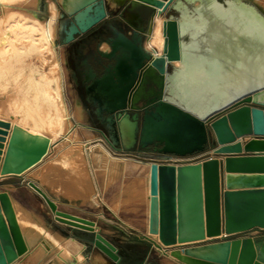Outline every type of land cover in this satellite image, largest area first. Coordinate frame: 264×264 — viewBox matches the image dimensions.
Masks as SVG:
<instances>
[{"label": "water", "instance_id": "obj_1", "mask_svg": "<svg viewBox=\"0 0 264 264\" xmlns=\"http://www.w3.org/2000/svg\"><path fill=\"white\" fill-rule=\"evenodd\" d=\"M107 4L120 8L123 26L111 25L116 16H110ZM125 12L131 20L122 16ZM145 12L146 26L141 20ZM156 13L166 18L161 55L145 47ZM59 18L62 45L97 24L104 29L109 20L108 49L96 46L84 55L78 73L85 100L113 147H129L137 140L140 147L155 145L161 154L183 156L203 152L213 142V156L201 161L151 163L148 235L132 240L146 250L155 243L176 247L171 256L181 262L180 256L186 255L196 264H264V238H231L264 229L261 11L249 0H115L114 5L110 0H73L68 9L61 7ZM122 119L133 124L129 145L121 135ZM8 130L10 123L0 120V155ZM48 145L46 137L13 126L0 157V174L22 176ZM28 184L43 197L55 220L90 233L94 246L115 264H126L93 221L59 211L45 191L33 181ZM151 234H157L160 244ZM25 251L8 193L2 190L0 264ZM130 264L148 263L144 258Z\"/></svg>", "mask_w": 264, "mask_h": 264}, {"label": "rangeland", "instance_id": "obj_2", "mask_svg": "<svg viewBox=\"0 0 264 264\" xmlns=\"http://www.w3.org/2000/svg\"><path fill=\"white\" fill-rule=\"evenodd\" d=\"M39 0H36L38 2ZM252 1V0H251ZM6 4L0 5V20L8 19L6 21H2L0 23V32L3 31L5 25L11 26V30L23 31L21 27H15L12 25L15 21H19L20 23L26 22L29 19L27 16L35 15L45 20L49 18V13L47 10V2L48 0H43L44 9L41 10L39 8L38 3H33V0H4ZM57 6V15L54 21V36L53 42L55 44L58 60H59V80H57L60 85V94L63 98L66 107H67V115L70 119V124L64 130H61L60 133L54 134V136L49 140V145L47 148V152L42 156V158L33 166L22 172L21 175H25L31 179L26 180L22 187H15L13 180H7L5 177L0 174V189L2 187H6L5 189L8 193L11 206L14 211V216L16 222L21 225L23 220L29 221L33 224H38L44 227L46 230L43 235L39 238V242H42L44 245L48 243V240L51 242L59 241V239H66L65 237L59 235L66 234H74L77 235L79 239L74 238L80 244L83 245V249L86 250L88 254H96L97 247L92 243V235L84 232V230H73L67 224L61 223L53 218V213L51 212L49 206L43 199V197L33 189L28 181H33L39 188L42 189V185L48 187L50 189V193H47L49 198L56 204L55 200L52 196H78V199L81 201L79 206L72 207L71 210H76L77 212H81L91 218H93L94 227L98 230L106 239L112 242L116 248L118 249L119 254H122V261H133L134 253H135V242L132 239H127L123 233H120L115 228L114 224H110L106 221H101V214L103 210V214L105 215L107 212L102 209L101 202L107 201V198H103V193L106 189L105 183L103 182L105 177L102 170H98L95 167L94 163H91L89 169H87L86 177L82 174H79L80 184L76 183L72 178H70L72 170L77 171L76 167L70 165L69 161H67L64 157V153L69 149L70 141L63 139L62 134L66 133L71 135V140H79L83 142H89L88 145L101 142L107 149V134L104 127L96 121L90 113H88V108L84 106V101L80 97L78 89L74 86L73 79L71 77L72 71V60H71V46H69L66 50L64 47L59 45V34L58 28L61 22V18H59V12H61V5L58 0H54ZM254 3L258 6L259 9L264 10V5L258 1H254ZM263 5V6H262ZM107 10L110 16H116L120 11V8L113 7L111 4H107ZM171 13V11L169 12ZM145 17L148 18V13H143ZM26 16V17H25ZM165 17V14H163ZM154 23V22H153ZM40 31L35 30L34 34H38ZM148 36V35H147ZM146 41V40H145ZM16 46H23L22 43H18ZM146 47V46H145ZM26 60H31L36 62L37 59L34 56L25 57ZM40 70L35 72V77L41 78V72L46 71V73H50L48 67L45 64H40ZM53 84V82H52ZM62 86V88H61ZM79 102L80 104V114L76 115L74 111V103ZM132 112H129L131 114ZM4 116V113H2ZM53 145L55 148L50 152V149ZM213 145V142L210 141L209 147L205 150L209 151ZM109 151V150H108ZM118 152L120 153V158H123L124 167H137V161L144 160L147 161V158H159V155H163L159 153L156 149L155 145H149L147 147H140L138 145L137 140L129 147H121L118 148ZM213 152V149H211ZM86 154L85 150L83 151ZM110 153V152H109ZM111 154V153H110ZM189 154V155H194ZM118 155V154H112ZM83 156V155H81ZM80 156V157H81ZM200 161V160H199ZM153 162V161H152ZM149 164V181H148V189L146 191L148 197V205H150V165ZM162 163V162H158ZM172 164V163H169ZM95 172H94V171ZM104 183V184H103ZM9 184V185H7ZM105 186V187H104ZM71 188H73L71 191ZM43 190V189H42ZM2 191V190H1ZM44 191V190H43ZM92 193V194H91ZM95 193V195H94ZM89 195H93L95 202H89ZM65 200V201H64ZM60 201L62 203L61 207H67L66 200L64 199ZM96 203V204H95ZM111 209L113 211L118 212V205L109 203ZM56 207L59 211H61L57 204ZM66 213V212H65ZM4 215V214H3ZM99 215V218H97ZM79 217V216H78ZM89 220V219H88ZM92 221V220H90ZM31 223L28 224V228H32ZM148 223H149V206H148ZM20 228V226H19ZM83 231V232H82ZM148 232V229H147ZM248 233H252L247 231ZM22 237H26L27 233L22 232ZM241 235V234H238ZM158 243L157 234H151ZM24 240V239H23ZM56 243V242H55ZM156 244V243H155ZM160 244V243H159ZM81 247V246H80ZM144 248V247H143ZM172 248H165L162 251L164 255H168V252ZM149 252V251H148ZM148 260L151 262H155L157 259V255L152 251L147 253ZM172 257V256H171ZM45 258H51L50 254H44L41 251H36L33 249L31 252L27 253L21 260L19 264H44ZM85 257L81 255L77 264H84ZM56 260H52L49 264H58Z\"/></svg>", "mask_w": 264, "mask_h": 264}, {"label": "bare ground", "instance_id": "obj_3", "mask_svg": "<svg viewBox=\"0 0 264 264\" xmlns=\"http://www.w3.org/2000/svg\"><path fill=\"white\" fill-rule=\"evenodd\" d=\"M58 1L61 7L68 9L69 4L73 0ZM110 1L114 5L115 0ZM249 1L258 8L254 3L255 0ZM256 1L264 5V0ZM33 3L37 4L38 2L33 0ZM3 4H6L4 0H0V5ZM195 4H198V1H195ZM47 10L49 18L45 20L31 15L27 16L29 20L26 22L20 23L19 21H15L12 23L15 27L23 28V31L11 30L10 25L2 27L3 31L0 32V120L9 122L10 130L13 126H17L31 135L50 139L54 134L64 130L70 124V119L66 113V104L60 94V85L57 82L61 71L53 42L54 21L57 15V6L54 0H48ZM259 10L264 15V10ZM6 20L8 19H2V21ZM2 21L0 20V23ZM164 21H166V18L163 14L156 13L153 17L154 23H152L147 34L145 46L149 50L155 49L153 51L154 55H161L163 51L165 41L163 34ZM35 30H39L40 32L34 34ZM18 43H22L23 46H16ZM27 56H34L36 59H39L41 65L45 64L50 73L42 71L41 78L35 77V72H38L40 69L34 61L26 60L25 57ZM173 64L178 66L179 61L175 60ZM7 93L11 95L5 101L3 97ZM5 107L10 113L9 120H5L4 116H2L3 108ZM80 110L79 102H75L74 111L77 116H79ZM1 116L3 119H1ZM120 129L124 143L126 145L131 144L133 139L132 122L128 119H122L120 121ZM62 137L70 141L72 145L63 155L70 165L76 167L77 171L72 170L70 178L78 184H80L79 174L86 177L85 171L87 172L91 163L95 164L96 169L103 171L106 179L115 177L119 166L124 165L123 160L125 159L110 154L101 142L97 141L88 145L89 142L87 141L71 140L70 133L67 135L63 133ZM84 150L86 154L83 153ZM173 165L178 166L183 164ZM106 184L108 185L107 182ZM106 184L105 186H107ZM89 196L92 202H95L93 195ZM22 222L19 225V229L21 233L25 231L27 233V236L23 237L26 251L9 264H19L22 258L33 249H36L38 252L41 251L44 254H50L52 260L60 263H68L72 257H75L76 261H79L82 254L78 251L77 245L73 240L59 239V241H55L56 243L48 240L47 245L49 247L46 248L42 242H39V238L46 231L44 227L25 220ZM27 223H31L32 228H28ZM171 253H173L172 250L168 252V255L171 256ZM174 258L176 259V257ZM180 260L192 264H196L195 262L197 261L193 257L186 255H181Z\"/></svg>", "mask_w": 264, "mask_h": 264}, {"label": "crops", "instance_id": "obj_4", "mask_svg": "<svg viewBox=\"0 0 264 264\" xmlns=\"http://www.w3.org/2000/svg\"><path fill=\"white\" fill-rule=\"evenodd\" d=\"M39 8L41 10L44 9V2L43 0L38 1ZM108 11V10H107ZM124 16L127 19L131 20V17L125 12ZM38 17V16H37ZM108 22V20H107ZM111 23V22H110ZM107 25V24H106ZM105 30L103 27L100 26V24H97L93 26L91 29H89L85 34L81 36H76L75 40L72 43L81 42L82 46L88 47V44L91 43L93 39H95L99 34H101V31ZM71 43V44H72ZM71 44L61 45V47H64L65 50L71 46ZM106 46V47H104ZM100 49L106 50L108 49L107 43L103 42L100 44ZM37 67L40 68V60L37 59L35 62ZM10 93L5 94L3 97V100H8L10 97ZM4 113V119L9 120V111L7 108H3ZM1 119L3 117L1 116ZM10 130H8V135L6 136L5 141L3 142L4 146L7 144L8 137H9ZM57 145H53L50 149V152L55 148ZM5 151V147L2 149V153L0 155L1 160L3 158V154ZM208 156H213V153L211 150H205L200 153H195L193 155V162H197L199 160H202ZM157 158H147V161L140 160L137 161V167H124V165H120L117 173L115 174V177L104 179V183H108L106 186V189L103 193V198L106 197L107 201L111 204H117L118 205V212L113 211L111 209L109 203L106 201L101 202V207L104 209L107 213L104 215L102 210V218L101 221H106L110 224H114L118 232L123 233L127 239H133L136 236H147L148 232V197L146 194V191L148 189V181H149V164L152 161H155ZM0 160V162H1ZM105 177V175H104ZM7 180H13V183L15 187H22L24 185V182L26 180H29L31 178L26 177L24 174L22 176H8L5 177ZM110 180V181H109ZM113 181V182H111ZM110 182V183H109ZM9 185V184H7ZM7 189L6 187H2L1 190ZM42 189L46 193H50V189L48 187H45L42 185ZM73 188H71V191ZM52 198L55 200L58 208L71 215L79 216L85 219H89L93 221V218L81 213L77 212L76 210H71L72 207L79 206V203L81 204V201L78 199V196H70V197H62V196H52ZM67 199L65 204L67 207H61L62 203L60 201ZM89 202H92L90 198H88ZM65 201V200H64ZM97 218H99V215H97ZM74 230V228H71ZM77 230V229H75ZM83 232V231H82ZM86 232V231H84ZM88 233V232H87ZM90 234V233H88ZM66 239L72 240V238L79 239L77 235L74 234H66L65 236L62 234H59ZM91 235V234H90ZM240 236V237H239ZM241 237H252V238H264L262 236H259L254 233H244L241 235H235L231 238H241ZM153 238V237H151ZM74 241V240H73ZM77 245L78 251L85 257L84 264H115L105 253H103L101 250L97 249L96 254H88L85 249H83V246L80 247V243L78 241H74ZM135 244V253L136 258L133 261H124L126 264L130 263H136L142 259L145 258L146 262L148 264H185L174 257H171L169 255H164L162 253L163 250H165L164 247H159L158 245L154 244L149 250H146V247L143 248V246L134 243ZM176 248V247H172ZM154 252L158 257L155 262H151L148 260L147 253ZM122 257L123 255L120 254ZM52 260H49V258H45L44 264H49ZM72 261V262H71ZM69 262L71 264H76V258L72 257L69 259ZM58 264H67L66 262H59Z\"/></svg>", "mask_w": 264, "mask_h": 264}, {"label": "flooded vegetation", "instance_id": "obj_5", "mask_svg": "<svg viewBox=\"0 0 264 264\" xmlns=\"http://www.w3.org/2000/svg\"><path fill=\"white\" fill-rule=\"evenodd\" d=\"M119 12H118V14H119ZM118 14L114 18V21L111 22V25H113L116 28H119L120 26H123V24H124L123 20L118 17ZM122 16L125 17L124 13H122ZM141 20L143 21V25L146 26L148 18L145 17L144 15H142ZM106 24H107V22L105 23V27H104L105 30H102L101 34H99L95 39H93L91 41L90 44H88V47H87V45L85 47L82 46V44H80L81 42H76V43L71 44L72 45V47H71V60H72L71 61L72 62L71 77L73 79L74 86L78 89L80 97L84 101V106H86L88 108V113H90V115H92V117L96 121H98V120L95 118L94 114L92 113V107L93 106L85 100L86 95H85V91H84V87H83V77L79 75L78 71L81 70V68H82L81 63L83 61L84 55H86L90 51H94V48L96 46L100 49V44L105 42V39L110 35L111 28ZM127 32H129V31H127ZM101 50H103V49H101ZM88 61H91V60L88 59ZM136 255L137 254L134 253V259L136 258Z\"/></svg>", "mask_w": 264, "mask_h": 264}, {"label": "built area", "instance_id": "obj_6", "mask_svg": "<svg viewBox=\"0 0 264 264\" xmlns=\"http://www.w3.org/2000/svg\"><path fill=\"white\" fill-rule=\"evenodd\" d=\"M106 143L108 145V150L111 154H118V155H113V156H120L118 152V148L113 147L109 140L106 139ZM163 158H157L155 161L156 162H162V163H172V164H186V163H193V155H176V154H163ZM249 232H252L254 234H257L259 236L264 237V229L258 228V229H250L248 230ZM247 233V231L238 233V234H244ZM235 234V235H238ZM233 235V236H235Z\"/></svg>", "mask_w": 264, "mask_h": 264}]
</instances>
